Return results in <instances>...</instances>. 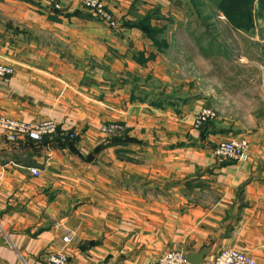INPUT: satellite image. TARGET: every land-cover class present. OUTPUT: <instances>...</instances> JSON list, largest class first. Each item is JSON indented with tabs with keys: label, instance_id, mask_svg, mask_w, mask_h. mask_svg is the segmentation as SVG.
<instances>
[{
	"label": "crops",
	"instance_id": "obj_1",
	"mask_svg": "<svg viewBox=\"0 0 264 264\" xmlns=\"http://www.w3.org/2000/svg\"><path fill=\"white\" fill-rule=\"evenodd\" d=\"M82 1L0 0V62L15 69L0 114L60 125L40 143L0 130V264H50L56 251L68 264H152L208 246L203 264L226 247L264 264V119L194 127L206 103L179 93L168 55L184 0H105L114 27ZM148 15L155 38L139 27ZM110 122L140 142L94 152ZM237 137L250 159L220 161L216 145Z\"/></svg>",
	"mask_w": 264,
	"mask_h": 264
},
{
	"label": "rangeland",
	"instance_id": "obj_2",
	"mask_svg": "<svg viewBox=\"0 0 264 264\" xmlns=\"http://www.w3.org/2000/svg\"><path fill=\"white\" fill-rule=\"evenodd\" d=\"M45 1L53 10L61 11L65 8L63 0H56L54 3ZM219 1L184 0L186 15L176 30L168 54L174 63L172 70L175 71H171L180 81L179 93L185 95L186 91L187 93L191 91L192 96L201 98L199 102L206 103V106L199 112L207 107L216 112L217 117L214 120H209L199 128L195 127V118L199 112L196 113L193 122L196 129H201L221 117L244 121L254 118L264 119V0L253 2L252 28L249 30L236 28L219 9ZM82 2L84 5V0ZM101 2L105 11L114 20L113 13L106 7L105 0ZM55 4H59L61 8H57ZM84 7L87 8L85 5ZM12 68L13 73L0 79L13 75L15 69ZM41 120L54 121L58 125L56 136L59 134L60 125L54 119L44 118L28 122ZM110 123H103L100 130L113 138L124 127L120 124L122 127L115 134L102 131V126ZM0 130L5 135L4 130L2 128ZM67 132L74 134L72 141L77 139L74 131Z\"/></svg>",
	"mask_w": 264,
	"mask_h": 264
},
{
	"label": "built area",
	"instance_id": "obj_3",
	"mask_svg": "<svg viewBox=\"0 0 264 264\" xmlns=\"http://www.w3.org/2000/svg\"><path fill=\"white\" fill-rule=\"evenodd\" d=\"M55 2L56 0H48ZM84 5L92 9L93 12L100 18L109 21L112 27L116 26L114 20L109 13L104 9L101 0H84ZM57 8H61L59 4H55ZM13 73V68L10 65L0 62V77ZM217 117L216 112L207 107L202 109L195 118L197 128L201 127L209 120H214ZM120 124L110 123L102 126V131L108 134H115L121 129ZM0 128L5 132V138L11 143H17L21 140L31 139L41 142L46 138H53L58 130V125L52 120H41L38 122H28L24 120L5 117L0 114ZM70 138H74V134L66 133ZM214 153L220 161L233 159L241 162H247L250 159V143L247 138L237 137L219 142ZM31 173L39 176L38 168H31ZM65 242H70L71 237L66 235ZM70 256L65 251L51 252L48 255L50 264H68ZM208 264H256L255 258L244 250L235 247L222 248L212 259L207 261ZM152 264H187L186 253L182 250H170L164 253L158 261Z\"/></svg>",
	"mask_w": 264,
	"mask_h": 264
},
{
	"label": "trees",
	"instance_id": "obj_4",
	"mask_svg": "<svg viewBox=\"0 0 264 264\" xmlns=\"http://www.w3.org/2000/svg\"><path fill=\"white\" fill-rule=\"evenodd\" d=\"M255 0H220L218 2V7L225 15L230 19V21L235 25L236 28H243L249 30L252 28V6ZM139 27L150 37L162 32V29L155 28L150 23V16H146L139 22ZM211 123V122H210ZM123 142H140L139 140L132 137H125L121 139L117 136L111 138L107 143L101 144L94 149V152H98L103 148L113 146L115 144H120ZM63 145H68L70 149L75 150L74 142L69 136H66V142L61 143ZM91 155H89L88 159Z\"/></svg>",
	"mask_w": 264,
	"mask_h": 264
},
{
	"label": "water",
	"instance_id": "obj_5",
	"mask_svg": "<svg viewBox=\"0 0 264 264\" xmlns=\"http://www.w3.org/2000/svg\"><path fill=\"white\" fill-rule=\"evenodd\" d=\"M212 251V247H203L198 252L189 251L186 253V259L189 264H203L205 257L208 256Z\"/></svg>",
	"mask_w": 264,
	"mask_h": 264
}]
</instances>
